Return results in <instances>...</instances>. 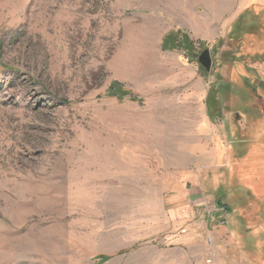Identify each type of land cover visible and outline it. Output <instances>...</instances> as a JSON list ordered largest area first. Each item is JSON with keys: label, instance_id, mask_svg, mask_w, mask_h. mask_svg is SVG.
Listing matches in <instances>:
<instances>
[{"label": "rangeland", "instance_id": "1", "mask_svg": "<svg viewBox=\"0 0 264 264\" xmlns=\"http://www.w3.org/2000/svg\"><path fill=\"white\" fill-rule=\"evenodd\" d=\"M0 264H264V0H0Z\"/></svg>", "mask_w": 264, "mask_h": 264}, {"label": "water", "instance_id": "2", "mask_svg": "<svg viewBox=\"0 0 264 264\" xmlns=\"http://www.w3.org/2000/svg\"><path fill=\"white\" fill-rule=\"evenodd\" d=\"M199 62L207 70L210 71L213 65V57L209 49H205L199 55Z\"/></svg>", "mask_w": 264, "mask_h": 264}, {"label": "trees", "instance_id": "3", "mask_svg": "<svg viewBox=\"0 0 264 264\" xmlns=\"http://www.w3.org/2000/svg\"><path fill=\"white\" fill-rule=\"evenodd\" d=\"M212 117V119L213 120H215L216 118H215V115H211ZM218 203L220 204V205H224V206H227V205H225L222 201H218Z\"/></svg>", "mask_w": 264, "mask_h": 264}]
</instances>
